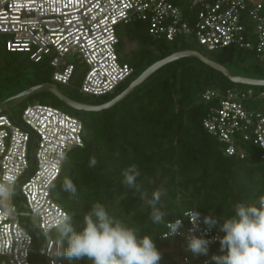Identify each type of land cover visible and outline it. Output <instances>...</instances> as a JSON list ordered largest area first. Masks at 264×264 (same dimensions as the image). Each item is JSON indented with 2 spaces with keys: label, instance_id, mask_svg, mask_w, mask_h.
<instances>
[{
  "label": "built area",
  "instance_id": "1",
  "mask_svg": "<svg viewBox=\"0 0 264 264\" xmlns=\"http://www.w3.org/2000/svg\"><path fill=\"white\" fill-rule=\"evenodd\" d=\"M132 20L147 23L149 35L169 42L183 37L208 52L229 47L253 49L264 61V0H0V37L6 51L24 53L33 63L47 60L54 85L69 87L75 68L71 56L85 67L79 93L101 97L114 92L133 74L120 60L117 29ZM251 90L219 94L206 90L202 99L216 98L203 121V128L225 145L227 156L236 153L237 139H251L264 159V106L250 107ZM264 97V92L257 98ZM256 104V103H254ZM82 122L45 104L25 106L18 117L0 112V179L15 175L16 194L0 204V259L5 264H62V245L55 229L48 231L52 217L65 212L51 197V187L60 176L67 154L82 145ZM15 202L19 204V208ZM179 234L161 239L202 237L207 255L196 264H215L221 255L219 225L209 229L198 217L188 216ZM35 219L33 223L31 219ZM184 264H191L186 256Z\"/></svg>",
  "mask_w": 264,
  "mask_h": 264
},
{
  "label": "trees",
  "instance_id": "2",
  "mask_svg": "<svg viewBox=\"0 0 264 264\" xmlns=\"http://www.w3.org/2000/svg\"><path fill=\"white\" fill-rule=\"evenodd\" d=\"M148 31L147 23L142 20H132L118 27V54L124 42L136 45V50L128 53L130 57L121 59L120 56L122 62L133 68L134 78L130 82L127 78L108 95L93 97L104 99L97 104L120 94L154 62L183 50L201 51L203 56L227 70L234 65L246 74L264 79V69L259 66L264 61L258 59L253 49L229 47L208 52L183 37L169 42L151 37ZM23 54L6 51L5 40L0 38V81L18 79L25 66L33 65L36 82H29V88L53 83L47 60L33 63L27 55L20 56ZM235 86L198 60L183 58L153 73L113 107L97 113L82 111L77 117L82 122V145L67 154L62 172L51 187L53 201L65 212L74 214V223L82 221L91 204L99 202L112 217L129 227L141 228L139 236H151L161 253L159 264H184L181 259L185 255H181L180 250L185 243L160 238L165 225L151 222L150 207L141 200L139 192L123 183V171L130 165L138 168L140 175L136 183L141 191L148 192L149 198L153 191L165 190L158 207L167 212L166 223L195 210L203 225L204 216L215 217L220 225L224 218L234 215L233 206L237 202L253 204L264 195V159L260 150L251 139L235 136L236 153L227 156L225 145L203 128L204 119L217 104L216 98L202 99L205 91L219 94L227 90L242 91ZM251 91L254 97L250 107L264 106V97L257 98L264 91L258 94ZM39 104L58 108V103L52 99ZM92 156L98 161L95 168L89 167ZM65 179L72 180L76 186L75 198L61 189ZM54 233L57 237L56 231ZM66 247L65 241L62 249ZM61 260L62 264H91L87 258L69 261L62 256Z\"/></svg>",
  "mask_w": 264,
  "mask_h": 264
},
{
  "label": "clouds",
  "instance_id": "3",
  "mask_svg": "<svg viewBox=\"0 0 264 264\" xmlns=\"http://www.w3.org/2000/svg\"><path fill=\"white\" fill-rule=\"evenodd\" d=\"M98 164L95 156L90 157L89 167ZM140 175L135 165L123 171V183L140 193L141 200L150 207L149 218L154 225L164 224L168 227L167 235L179 234L181 221L167 224L164 217L167 212L158 205L163 189L151 193L141 191L136 178ZM15 175H5L0 179V204L9 202L16 194ZM55 185H53L54 187ZM61 189L70 198L77 196V188L70 179H65ZM234 215L226 217L219 225L224 233L219 240L221 255H213L215 264H264V195H260L253 204L237 202L233 206ZM73 213L61 212L49 221L48 231L55 229L59 244L67 242V247L58 254L69 261L87 258L91 264H159L161 253L157 250L149 235L139 236L141 228L129 227L112 217L104 205L99 202L91 204V209L83 214L82 221L74 223ZM195 225L199 217L188 216ZM203 223L211 229L218 221L215 217L204 216ZM210 241L196 236H189L186 250L194 255H207Z\"/></svg>",
  "mask_w": 264,
  "mask_h": 264
},
{
  "label": "rangeland",
  "instance_id": "4",
  "mask_svg": "<svg viewBox=\"0 0 264 264\" xmlns=\"http://www.w3.org/2000/svg\"><path fill=\"white\" fill-rule=\"evenodd\" d=\"M1 38V37H0ZM3 38H1L2 40ZM121 50H119V56H121V59H127L129 56V52L131 51H135L136 50V45L134 43H130V42H124L123 46H121V48H119ZM197 51V50H195ZM199 52V51H198ZM201 52V51H200ZM199 52V53H200ZM202 54V53H200ZM203 55V54H202ZM21 57H24L25 55H20ZM207 58V57H206ZM66 63H70L74 66L75 71L73 74V77L70 81V85L71 88L66 87L64 89H62L63 87H58V91L63 94L64 96L68 97L69 99L76 101L80 104H97L98 102H102L104 101L103 98L100 99H96L90 96H86V95H81V93L79 94L78 92V88L81 84V80L83 77L85 70V67L80 65L78 63L77 60H75L74 58H72L71 56H67L64 58V60ZM259 66L261 68L264 69V62L260 63ZM230 73L234 76H240V77H246V78H252V79H260L259 77H253V75L251 74H246L244 73L243 69H241L240 67H235L234 65H232V67L229 68ZM228 70V71H229ZM34 74H35V68L33 65H27L23 68V75L20 76L18 79H9L7 82H2L0 81V109H2L4 111L5 114L9 115V113H12V115L14 117H18L20 112L22 111V109L30 104H39L41 102H43V100H53L55 103H58V109L73 116V117H80L82 115L81 111H78L72 107H70L69 105H67L65 102H63L62 100L58 99L53 93L50 92L48 86H43L40 89H37L36 91L32 92L30 94V98H27L28 96H24L22 98L19 99H11L13 97H15L16 95H18L21 91H25L29 89V82L35 83L36 80L34 79ZM40 74L42 75L43 72L42 70L40 71ZM40 75V77H41ZM134 78V76L128 78L129 82ZM42 81V79L40 80V82ZM43 84H49V85H53V83L50 82H46V83H41ZM38 84V85H41ZM235 89L237 90H253L255 92L260 93L262 91H264V87H254V86H247V85H238L235 84ZM31 88V87H30ZM262 90V91H260ZM112 96V95H109ZM107 97V98H111V97ZM259 96V95H258ZM24 101V103H22ZM261 103L262 99L260 100ZM22 103V104H21ZM16 206L19 208V204H17L15 202ZM33 223L36 222V220L33 218L31 219ZM187 244H183L181 246V255H185L188 260H190L191 264H196L195 263V259L198 258L199 255H194L193 253H191L190 251L186 250ZM0 263H4L3 260H0Z\"/></svg>",
  "mask_w": 264,
  "mask_h": 264
},
{
  "label": "water",
  "instance_id": "5",
  "mask_svg": "<svg viewBox=\"0 0 264 264\" xmlns=\"http://www.w3.org/2000/svg\"><path fill=\"white\" fill-rule=\"evenodd\" d=\"M183 58H193L204 64L205 66L219 72L222 74L225 78H227L231 83L238 84V85H247V86H254V87H264V79H252V78H246V77H240V76H234L229 73V71L221 66L220 64L215 63L214 61L206 58L202 54H200L198 51L195 50H183V51H177V52H172L168 56L154 62L152 65H150L148 68H146L136 79H134L129 86L122 91L120 94L115 96L113 99H111L108 102L102 103V104H80L76 101H73L69 99L68 97L64 96L61 94L56 85H47V84H41V85H36L28 90L21 91L18 95L11 99H19L24 96H27L31 94L32 92L36 91L37 89H40L43 86H48L49 90L51 93H53L58 99L62 100L65 102L67 105L70 107L78 110V111H83L87 113H97L102 110L109 109L113 107L116 103L121 101L123 98H125L135 87L139 86L147 80L153 73L161 69L162 67L166 66L167 64H170L172 62H175L179 59ZM2 109H0V112Z\"/></svg>",
  "mask_w": 264,
  "mask_h": 264
}]
</instances>
